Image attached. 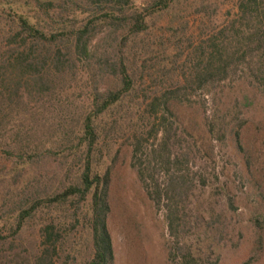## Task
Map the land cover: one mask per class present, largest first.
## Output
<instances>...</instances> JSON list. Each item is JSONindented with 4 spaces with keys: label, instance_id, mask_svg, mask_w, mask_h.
Returning <instances> with one entry per match:
<instances>
[{
    "label": "trees",
    "instance_id": "trees-1",
    "mask_svg": "<svg viewBox=\"0 0 264 264\" xmlns=\"http://www.w3.org/2000/svg\"><path fill=\"white\" fill-rule=\"evenodd\" d=\"M217 1H0V153L24 193L21 204L0 211V245L41 217L45 249L35 263L54 264L58 246L84 223V264H114L110 186L124 139L141 187L158 210L167 208L175 239L169 263L199 264L176 234L187 226L179 207L188 160L172 151L171 116L193 96L205 104L220 85L239 79L264 97V0H235L234 17L200 21L197 36L189 34L184 16L209 17ZM79 73L86 103L74 115L64 99ZM47 113L53 129L40 136L35 125ZM205 121L213 136L216 122ZM52 156L54 178L36 177L31 170Z\"/></svg>",
    "mask_w": 264,
    "mask_h": 264
},
{
    "label": "rangeland",
    "instance_id": "rangeland-1",
    "mask_svg": "<svg viewBox=\"0 0 264 264\" xmlns=\"http://www.w3.org/2000/svg\"><path fill=\"white\" fill-rule=\"evenodd\" d=\"M216 4L209 17L184 16L189 34L197 36L200 21L218 25L235 16V0H218ZM81 74L76 77L77 89H70L64 99L74 115L86 103V92L79 90L84 80ZM207 97L202 104L193 96L188 107L171 116L172 151L186 153L188 160L184 171L189 188L179 207L187 226L178 230L177 237L194 251L199 264H264V97L243 79L224 83ZM205 117L216 122L213 136L206 131ZM52 125L47 113L35 125L37 134L47 135ZM234 131L239 133L238 140ZM118 143L108 218L114 264H170L168 249L175 239L164 216L167 208L154 206L131 167L127 142ZM150 143H154L152 139ZM56 168L57 159L52 156L31 172L51 181ZM11 177L10 161L0 153V211L21 204L24 193L18 189L19 178ZM71 212L67 211L68 217ZM42 221L38 218L17 238L0 245L1 263L36 264L45 249L39 234ZM89 256V233L82 223L70 230L52 260L54 264H84Z\"/></svg>",
    "mask_w": 264,
    "mask_h": 264
}]
</instances>
